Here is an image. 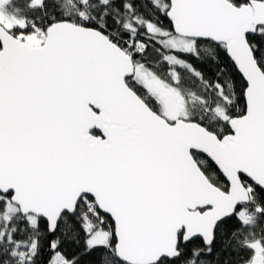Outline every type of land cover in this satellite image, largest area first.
<instances>
[{
  "label": "snow or ice",
  "instance_id": "snow-or-ice-1",
  "mask_svg": "<svg viewBox=\"0 0 264 264\" xmlns=\"http://www.w3.org/2000/svg\"><path fill=\"white\" fill-rule=\"evenodd\" d=\"M0 264H264V0H0Z\"/></svg>",
  "mask_w": 264,
  "mask_h": 264
}]
</instances>
